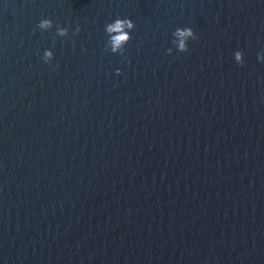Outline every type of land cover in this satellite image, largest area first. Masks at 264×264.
<instances>
[{
  "label": "water",
  "instance_id": "water-1",
  "mask_svg": "<svg viewBox=\"0 0 264 264\" xmlns=\"http://www.w3.org/2000/svg\"><path fill=\"white\" fill-rule=\"evenodd\" d=\"M0 264H264V0H0Z\"/></svg>",
  "mask_w": 264,
  "mask_h": 264
},
{
  "label": "clouds",
  "instance_id": "clouds-1",
  "mask_svg": "<svg viewBox=\"0 0 264 264\" xmlns=\"http://www.w3.org/2000/svg\"><path fill=\"white\" fill-rule=\"evenodd\" d=\"M51 26V21L50 20H43L40 23V27L43 28H49ZM125 27L132 28L133 27V22L131 21L130 18L124 19V20H116L113 24L108 25L107 31L108 32H117L119 35L113 37V50L115 51L116 48H118L122 42L126 41L129 37L126 33L123 32V29ZM65 30H60V35H64ZM176 35L179 37L183 38L186 36L192 35V29L187 28V29H178L176 32ZM184 43L183 39L181 40L180 43V49L184 50ZM51 53H46V56H50ZM236 60L241 61V54L239 52L236 53Z\"/></svg>",
  "mask_w": 264,
  "mask_h": 264
}]
</instances>
